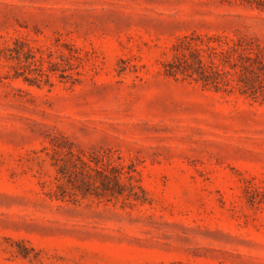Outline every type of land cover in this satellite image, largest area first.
<instances>
[{
  "label": "rangeland",
  "instance_id": "374dc122",
  "mask_svg": "<svg viewBox=\"0 0 264 264\" xmlns=\"http://www.w3.org/2000/svg\"><path fill=\"white\" fill-rule=\"evenodd\" d=\"M0 264H264V0H0Z\"/></svg>",
  "mask_w": 264,
  "mask_h": 264
},
{
  "label": "trees",
  "instance_id": "16d2710c",
  "mask_svg": "<svg viewBox=\"0 0 264 264\" xmlns=\"http://www.w3.org/2000/svg\"><path fill=\"white\" fill-rule=\"evenodd\" d=\"M187 39L186 36H183L179 39V43H182V46L175 45L174 48L176 54H174V59L172 61L164 64V74L172 77L178 73L187 74L189 76L195 74L197 75V79L202 83L213 84V86L216 87L222 75L221 69L219 68V65L215 64L211 59L206 60L201 57L200 52L202 47L199 46H205V49L211 51L214 56L223 53L225 48L220 43H214L215 40H209V37L208 41H200L199 44L195 41H187ZM242 49L246 50L245 47H242ZM20 54H22L26 60L31 55V51L29 48H26L23 53L17 52V59H20ZM80 60L81 57L79 55H70L69 57H66V67L61 68V75L64 76L66 70L72 69L73 61L78 64L80 63ZM81 163L86 166V162L82 161ZM114 183V186L110 187L109 190L113 193L121 194L119 192L121 185L117 179H115Z\"/></svg>",
  "mask_w": 264,
  "mask_h": 264
}]
</instances>
